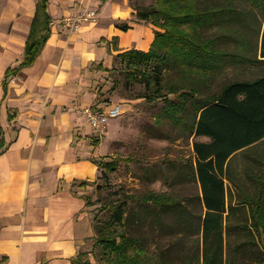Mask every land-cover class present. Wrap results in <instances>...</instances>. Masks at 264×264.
Masks as SVG:
<instances>
[{
	"label": "trees",
	"instance_id": "16d2710c",
	"mask_svg": "<svg viewBox=\"0 0 264 264\" xmlns=\"http://www.w3.org/2000/svg\"><path fill=\"white\" fill-rule=\"evenodd\" d=\"M39 1L45 33L26 45L23 60L19 66L6 70L3 85L34 61L48 38L51 21L46 14L47 0ZM154 1L155 6L137 8L135 15L137 22L159 29L153 32L150 49L124 51L114 57V65L119 63L128 71L130 84L126 86L133 82L143 86L144 101L165 100L163 116L182 122L194 139H208L195 140L192 145L194 158L189 175L199 186L197 201L201 210L195 227L198 249L182 257L180 264H264V176L251 177L258 194L248 196L247 203H241L243 206L234 207L228 200L233 188L242 189L234 177L235 157L248 155L264 140V70L251 80L218 82L231 68H264V0ZM116 27L129 29L120 22ZM97 69L115 70L101 65ZM169 71L176 73L177 83L166 88L164 76ZM165 89L179 101L166 100ZM7 149L0 131V155ZM92 162L101 173L116 166L115 160L107 162L106 157ZM89 185L81 182L78 187L85 189ZM82 198L86 207L95 205L85 194ZM150 201L151 195L143 199L146 204ZM161 204L158 217L171 218L172 235L194 227V217L181 211L177 203ZM126 207V201L120 199L105 201L94 215L97 220L101 212L109 209V218L95 225L92 237L94 248L100 249L106 264H174L170 256L163 254L155 261L145 258L141 239L131 235L137 221ZM237 208L242 212L240 218ZM84 255L79 253L73 263L89 264ZM4 261L2 258L0 264Z\"/></svg>",
	"mask_w": 264,
	"mask_h": 264
},
{
	"label": "crops",
	"instance_id": "0c3cea01",
	"mask_svg": "<svg viewBox=\"0 0 264 264\" xmlns=\"http://www.w3.org/2000/svg\"><path fill=\"white\" fill-rule=\"evenodd\" d=\"M153 4L47 0L51 23L45 44L3 85L6 70L19 66L26 45L45 33L39 0H8L0 15V131L8 145L0 155L3 264H74L79 253L88 251L94 232L78 186L98 178L92 160L105 154L82 110L113 106L98 103L94 85L103 73L98 65L111 69L116 55L150 49L154 28L137 22L135 9ZM86 9L97 13L95 25L74 34L62 28V18ZM119 22L129 29L120 30Z\"/></svg>",
	"mask_w": 264,
	"mask_h": 264
},
{
	"label": "rangeland",
	"instance_id": "374dc122",
	"mask_svg": "<svg viewBox=\"0 0 264 264\" xmlns=\"http://www.w3.org/2000/svg\"><path fill=\"white\" fill-rule=\"evenodd\" d=\"M7 5L8 0H0V15ZM153 6L155 1L151 7ZM153 28L154 31L159 30L154 26ZM2 47L0 39V55L3 52ZM112 68L115 70L98 74L94 91L98 103L103 104L108 100V104L110 101L112 105L119 104L123 113L118 118L108 120L103 134H97L91 129L95 137L102 141V152L107 162L115 160L116 166L114 170L99 172V178L94 184L91 183L87 188L81 189L90 201L95 202L94 206L89 207L94 235L95 225L109 218L108 209L105 212H98L100 213L98 219H95L94 215L99 205L115 199L126 201V212L137 221L132 226L131 235L141 239L140 244L145 250V258L148 261H155L163 254L165 257L170 256L174 260L172 263L180 264L182 257L196 253L198 249L195 227L201 210L197 201L199 186L189 175L194 158L192 145L195 140L207 142L208 139H194L182 122H175L163 116L166 110L164 99H158L153 103L144 101L143 86L138 82L126 86V83L130 84L128 71L122 69L119 63ZM263 70L264 68L261 70L257 66L231 68L218 82L224 84L251 80ZM176 77L173 71L166 73L164 86L175 85ZM163 93L166 100L179 101L177 96L168 94L167 89L163 90ZM233 168L236 182L242 189L233 188L228 200L234 207H239L243 206L241 204L243 201L247 203L248 196L258 194L252 185L251 177L264 176V140L251 148L248 155L238 154L234 159ZM248 168L251 169L250 172H242V169ZM150 195L153 201L144 203V197ZM161 203H177L181 211L194 217V227L183 234L172 235L169 230L171 218L165 215L158 217L162 209ZM235 210L239 214L237 218L242 217L240 216L242 212L238 208ZM92 239L84 260H91L93 264H106L100 249L94 248ZM159 264L163 263L159 261Z\"/></svg>",
	"mask_w": 264,
	"mask_h": 264
},
{
	"label": "built area",
	"instance_id": "2783aa9c",
	"mask_svg": "<svg viewBox=\"0 0 264 264\" xmlns=\"http://www.w3.org/2000/svg\"><path fill=\"white\" fill-rule=\"evenodd\" d=\"M97 22V13L94 10L86 9L76 16L64 17L61 26L69 34H74L86 25H95ZM122 114V108L119 104L104 108L100 111L93 108H84L82 115L85 117L90 127L97 133L103 134L109 119H115Z\"/></svg>",
	"mask_w": 264,
	"mask_h": 264
}]
</instances>
